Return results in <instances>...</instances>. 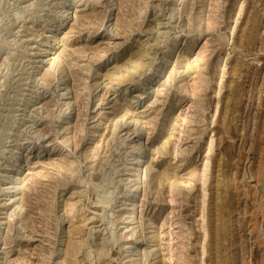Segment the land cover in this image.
I'll list each match as a JSON object with an SVG mask.
<instances>
[{
  "label": "rangeland",
  "instance_id": "1",
  "mask_svg": "<svg viewBox=\"0 0 264 264\" xmlns=\"http://www.w3.org/2000/svg\"><path fill=\"white\" fill-rule=\"evenodd\" d=\"M0 264H264V0H0Z\"/></svg>",
  "mask_w": 264,
  "mask_h": 264
},
{
  "label": "bare ground",
  "instance_id": "2",
  "mask_svg": "<svg viewBox=\"0 0 264 264\" xmlns=\"http://www.w3.org/2000/svg\"><path fill=\"white\" fill-rule=\"evenodd\" d=\"M133 63H134V62H133ZM133 63H132V64H133ZM174 159H175V158H174ZM169 182H170V180H169Z\"/></svg>",
  "mask_w": 264,
  "mask_h": 264
}]
</instances>
